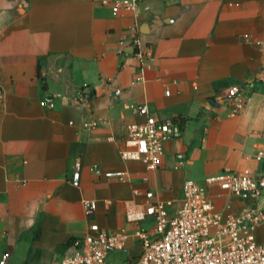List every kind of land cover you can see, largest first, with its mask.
Returning <instances> with one entry per match:
<instances>
[{
  "label": "crops",
  "instance_id": "obj_1",
  "mask_svg": "<svg viewBox=\"0 0 264 264\" xmlns=\"http://www.w3.org/2000/svg\"><path fill=\"white\" fill-rule=\"evenodd\" d=\"M102 1L0 0V259L8 253L7 264H58L92 224L152 228L150 218L127 219L148 191L172 201L173 214L187 180L204 185L244 168L264 176V162L254 159L264 151V0H137L139 14L120 15ZM137 36L155 55L145 71L131 48L118 54ZM233 86L250 96L238 116L227 101ZM46 97L54 108L43 105ZM142 104L182 129L155 171L120 154L125 126L145 121L136 112ZM77 162L79 187L71 182ZM95 166L128 179L97 176ZM209 192L217 208L229 204L237 216L264 209V194L244 201L216 186ZM85 200L97 201L91 216ZM256 239L264 245V224ZM129 247L110 260L136 264L142 246L132 239Z\"/></svg>",
  "mask_w": 264,
  "mask_h": 264
},
{
  "label": "built area",
  "instance_id": "obj_2",
  "mask_svg": "<svg viewBox=\"0 0 264 264\" xmlns=\"http://www.w3.org/2000/svg\"><path fill=\"white\" fill-rule=\"evenodd\" d=\"M104 6H110L115 15L121 13H140L137 0H103ZM246 42L263 46L260 40H254L249 34L243 36ZM127 48L139 60L140 69L152 68L155 55L150 46H144L137 36L129 43L121 42L119 55L126 54ZM145 81L143 75L135 79V83ZM114 83V80H110ZM79 102H85L82 94ZM122 88L112 91L119 96ZM227 101L231 106V116L240 115L250 101V96L239 86L229 89ZM43 105L54 108L53 98L46 97ZM136 112L145 118L143 123H130L125 126L126 137L122 143L120 154L125 161H137L145 165L148 171L157 170L165 156V144L177 139L182 134L178 120L161 119L153 114L147 104L138 105ZM92 127L98 122L90 124ZM183 161L185 156L178 155ZM256 162H264V151L254 157ZM82 164L77 162L71 176L75 187L81 183ZM97 176L108 179L126 181V172H103L99 166L93 167ZM146 180V179H145ZM201 185L193 180L183 184L180 206L173 214L169 208L172 201L156 198L152 191L146 193V200L141 204L128 207L127 219L130 223L152 219L153 226L149 229L138 228L130 232L127 228L120 231H109L98 224H92L87 233L77 236L72 241L73 252L62 258L58 264H119L110 260L115 252H129L130 240H137L142 252L136 264H264V245L256 239V230L264 224V209L249 208L241 215L230 212L231 205L221 210L213 203L209 186H216L227 195L241 200H260L264 194V176H258L250 168L241 170H224L206 178ZM139 194L138 191L135 192ZM87 216L97 210L96 200L83 202ZM10 256L5 253L0 264H7Z\"/></svg>",
  "mask_w": 264,
  "mask_h": 264
},
{
  "label": "rangeland",
  "instance_id": "obj_3",
  "mask_svg": "<svg viewBox=\"0 0 264 264\" xmlns=\"http://www.w3.org/2000/svg\"><path fill=\"white\" fill-rule=\"evenodd\" d=\"M118 258H119V259H117V262H118L119 264H128V263H127V261H126V262H125V261H123V259H122V258H123V256H121V257H120V256H118Z\"/></svg>",
  "mask_w": 264,
  "mask_h": 264
}]
</instances>
